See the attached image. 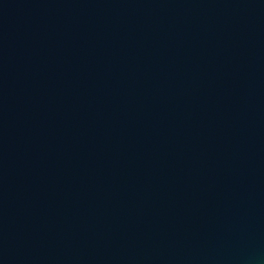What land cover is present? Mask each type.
Here are the masks:
<instances>
[{
  "label": "water",
  "instance_id": "obj_1",
  "mask_svg": "<svg viewBox=\"0 0 264 264\" xmlns=\"http://www.w3.org/2000/svg\"><path fill=\"white\" fill-rule=\"evenodd\" d=\"M0 264H264V0H0Z\"/></svg>",
  "mask_w": 264,
  "mask_h": 264
}]
</instances>
